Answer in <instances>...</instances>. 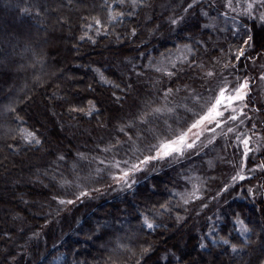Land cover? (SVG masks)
Returning a JSON list of instances; mask_svg holds the SVG:
<instances>
[{
	"label": "trees",
	"instance_id": "1",
	"mask_svg": "<svg viewBox=\"0 0 264 264\" xmlns=\"http://www.w3.org/2000/svg\"><path fill=\"white\" fill-rule=\"evenodd\" d=\"M1 2L5 4L6 9L0 6V56L6 52L9 59L3 63L4 66L0 64V107L20 96L32 97L28 100L30 107L25 108L24 104H20V107L24 108L26 113H30L34 120L44 124L40 131L46 143L38 152L29 150L13 153L5 147V141L0 139V160L3 153L9 162L20 163V172L26 170L24 173L28 177H30L28 173L39 166L45 174L44 177L49 180H43V188L40 183H37V186L39 189H49L47 186L48 182H52L51 177L55 169L53 161L58 151L68 154V159L60 165L66 172L72 166L77 150L87 153L90 158H104L99 154L96 145L103 146L101 141L108 139V132L111 130L97 129L96 120H89L86 117L79 123L75 121L77 128L74 129L78 131V134L72 136L70 140L65 139L66 144L58 143L59 146L56 149L51 147L49 145L51 141L47 139V136L57 143V133L52 127L58 125L62 133L72 131L67 126L61 128L59 114L52 115V111L55 110L52 108L53 105L58 113H64L65 110L58 106V101L54 103L49 97L56 92L59 95L83 99L84 96L89 95L86 89L93 83L95 75L93 69L102 68L110 78L119 82V80L128 79L133 64L139 66L147 63L143 57L159 58L160 53L173 50L174 45L182 43V40L178 38L177 32L170 30L168 17L182 0L178 4L170 5L165 3V0H148V7L139 10V15L135 18L126 19L123 25L114 28L113 34L107 37L90 34L96 39L95 44L89 40H80L81 33L77 19L90 13L95 14L94 8L99 0H73L71 9L66 6L67 0H23V4L21 0H0ZM29 3H43L48 11L38 19L19 14L18 6ZM60 15L70 17L71 26L57 24L56 19ZM199 16L194 12L187 23V28L197 39L208 41L209 44H224L226 48L230 44L234 47L239 42V38L233 37L230 31L217 32L203 29L202 26L207 23V20ZM3 17L10 19L11 24H4ZM133 27L137 30L135 37L129 34ZM220 27L224 25L221 23ZM262 29L264 30L256 25L250 33L252 48L249 51L253 55L264 48V32L262 35L257 33ZM116 34H121L119 41L116 39ZM180 35H187V33ZM104 49L109 53L111 60L104 59ZM67 61L72 62L70 64ZM250 62L251 60L246 62L247 71L249 75H254L256 71L250 66ZM116 64H120L119 68ZM37 79L40 81L39 84L36 83ZM148 79L145 76L142 83H136L138 91L131 93L132 98H139L150 89ZM132 80L136 81L134 75ZM73 86L78 91L71 93L70 87ZM93 86L97 90L92 95H95L96 99L101 101L102 108L106 109L103 112V119L107 121L110 116L123 114V112H116V106L112 105L109 98L111 93L106 90V86L98 84ZM132 98L126 101L124 111L127 110V105L132 103ZM254 103L257 104L255 100ZM258 114L263 116L264 109L262 108ZM66 118L65 112L63 123L67 125ZM205 151L208 154H202L203 159L198 158V162H192L191 169L181 172L178 167L175 170L170 167L164 170L165 168L159 162L156 164L157 169L152 171L157 174L137 183L131 190L100 202L94 199L93 203L79 207L80 209L73 215L65 218L67 232L58 233L60 228L57 231L51 230L48 236L49 244L44 241L47 239L46 233L39 234L36 238L32 236L25 254L16 253L18 245L23 238L27 237V232L30 234L36 222L39 223L48 216L43 213L42 208H36L35 217L29 212L18 217L16 210L23 207L22 198L14 197L13 193L9 192L7 196H12L11 198H15L16 201L6 199L5 203L0 204L6 207L4 209L7 211V217L11 218V225L7 221L0 222V236L4 237L0 240V246L7 254H14L17 261L15 264H133L132 253L136 252L142 244L144 246L150 244L155 250L147 264H193V257L200 259L201 264H260V261L264 260V201L255 203L245 195L244 186L250 184L248 181L242 182V187L234 190L230 196L233 200L228 204L231 208L226 210L225 214L218 211L211 213L207 218L195 216V213L201 211L198 207L199 201L196 204L184 205L179 202L178 195L173 196V193L190 191L193 184H199L207 179L211 172L209 161L214 165L220 163L221 154L217 144L214 147L209 146V149ZM261 151L262 153L259 152L257 156L259 163L264 160V149ZM217 155L219 158L214 161ZM107 157L110 160L109 154ZM93 161L91 164L85 162V167H90ZM200 171L203 172V178L192 177L191 182L185 186L187 178L198 172L201 174ZM100 178L99 184L104 188L108 181L104 180L102 175ZM14 180V175L6 176V187L12 188L11 182ZM258 183L257 179L251 180V184ZM35 195V199L45 201L49 207L51 206L48 195L34 189L27 190L26 196L30 200L33 201ZM165 201H171V212L157 217L155 229L142 228L141 219H138L139 213L144 211L145 207L152 208ZM26 209L30 210V207ZM258 209L262 214L261 220H258L259 216L256 215ZM24 210L25 208L22 209ZM233 213L238 214L252 229L248 234L249 242L244 244L238 252H233L220 242L222 236L229 237L233 242L244 239L235 231L237 226L232 223ZM56 218L58 221L59 218L57 216ZM59 226L63 227L61 224ZM94 230L95 236L91 233ZM74 231L76 232L73 234ZM7 240L9 243L6 246L3 242ZM89 240L93 244L90 245ZM183 242L184 247L181 252L179 249L177 252L172 250L177 244H183ZM201 243L205 245L204 248L200 247ZM162 249L168 250L169 254L159 252ZM184 249H189L191 254L183 255ZM202 255L207 259L204 260ZM221 255H224L225 259ZM4 258V256L0 257V263L4 261Z\"/></svg>",
	"mask_w": 264,
	"mask_h": 264
},
{
	"label": "snow or ice",
	"instance_id": "2",
	"mask_svg": "<svg viewBox=\"0 0 264 264\" xmlns=\"http://www.w3.org/2000/svg\"><path fill=\"white\" fill-rule=\"evenodd\" d=\"M66 6L71 9L73 0H67ZM148 6V0H99L94 8L95 14L77 19L81 33L79 38L95 44L97 41L90 34L107 37L113 34L114 28L123 25L126 19L135 18L139 10ZM178 8L168 17L170 30L177 32L178 38L182 40V43L174 45L173 50L160 53L159 58L143 57L147 63L139 66L133 64L128 79L119 82L110 78L102 68L93 69V83L87 86L89 95L83 99L56 92L49 97L54 103L59 102L58 106L65 110L69 122L79 123L87 117L89 120L95 119L98 127L111 129L108 139L101 141L103 146L96 145L104 158H90L87 153L77 150L71 171L75 172L78 167L83 170L85 162L91 164L92 160H96L98 164L104 165V169L95 170L97 174L107 170L114 184L122 190H130L138 182V174L154 170L157 163L203 159V155L208 154L205 150L223 139L225 147L237 148L233 155L242 162L233 164L232 173L217 185L214 194L209 193L211 199L227 203L225 193L242 187V182L246 180L251 184L253 179L260 182L248 187L245 195L253 198L264 195V160L248 167L251 158L264 149V121L258 123L255 120L256 113L262 108L254 103V86L264 84V63L260 64L256 75L248 74L246 63L249 60L253 63L264 61V48L255 55L249 51L252 48L250 33L253 28L256 25L264 28V0H182ZM197 9L200 10L199 15L209 21L203 24V29L230 31L233 37L239 38V42L234 47L230 44L226 48L224 44H209L208 41L197 39L187 28L189 17ZM17 10L21 15L37 19L48 11L43 3L24 4L18 6ZM213 12L215 15H212ZM56 23L71 26L72 21L70 17L60 15ZM221 23L224 27H220ZM185 32L187 35H180ZM129 34L137 36L136 28L133 27ZM116 39L119 41L121 34H116ZM8 59L5 52L0 56V64ZM133 75L136 77L135 82L132 80ZM145 76L149 78L150 89L139 98H132L131 93L138 91L136 83H142ZM36 83H40L39 79ZM94 84L106 86V90L111 93L109 98L112 105L116 106L117 113L123 112L122 115L110 116L107 121L103 119L106 109L92 95L97 90ZM130 98L132 103L124 111L125 103ZM31 99L20 96L0 107V139L13 153L29 150L38 152L45 146L46 140L40 131L44 124L34 120L30 113L20 107V104H24L25 108L30 107L28 100ZM250 112L252 115H249ZM52 115L56 116L57 113L53 110ZM59 115L63 129L64 113ZM107 154H112L111 160ZM117 156L120 158L117 159ZM67 159L68 154L58 151L53 161L56 167L51 181L57 190L52 200L58 206L82 202L92 192L99 191L89 188L78 176L71 179L62 172L57 174V162ZM215 168L216 165L209 161V169L214 171ZM91 175L90 172L85 179H90ZM209 179L215 180L216 177L210 176ZM190 182L191 177H188L185 186ZM203 183L193 184L190 191L173 193V196L178 195L179 202L184 205L199 201L198 207L206 209L208 203L199 194ZM171 210V201H165L152 208L145 207L138 219H141L142 228L153 230L157 227V217ZM232 215V223L237 226L235 231L244 239L233 242L229 237L222 236L220 242L233 252H238L249 242L248 234L252 229L238 214ZM200 247L204 248L205 245L201 243ZM154 251L152 245L142 244L132 253L133 264H147ZM260 264H264V260Z\"/></svg>",
	"mask_w": 264,
	"mask_h": 264
},
{
	"label": "rangeland",
	"instance_id": "3",
	"mask_svg": "<svg viewBox=\"0 0 264 264\" xmlns=\"http://www.w3.org/2000/svg\"><path fill=\"white\" fill-rule=\"evenodd\" d=\"M180 1L181 0H165V3H167L168 5H170V4H178V3H180ZM0 6H2L3 9H6L4 3L1 2ZM206 6L207 5L205 4V7ZM178 10H179L178 7L174 8V10L172 11V14H173L174 11H178ZM199 11L200 10L197 9L195 11V13L199 15ZM214 14L215 13L213 12V15ZM199 17H201V16H199ZM3 18H4L3 19L4 24H6V23L7 24H11L12 21L10 19H8L6 17H3ZM208 22L209 21H207V23ZM23 28L27 29L26 26H23ZM263 32H264V30L262 29L261 31H258L257 33H259V34L261 33V35H262ZM62 43H64V42H62ZM103 53H104L103 57H104L105 60H111L110 55H108L109 53H107L105 49H104ZM74 59H76V58H74ZM67 62L70 63L72 61H67ZM74 63H75V61H74ZM261 63H264V61H259L258 63H253L251 61L249 63L250 66L253 67L254 70L256 71V73H254V75L257 74V71H258ZM2 66H4V64ZM64 66H66V65H64ZM116 66H118V68H119L120 64H116ZM66 72H67V70H66ZM76 79H80V77H76ZM70 90H71L70 91L71 93H74V91H78V89L75 88V86L70 87ZM254 100L256 101L258 106H260V107H262L264 109V84H261L259 86H254ZM50 102H52V101H50ZM50 102H48V103L50 104ZM50 105H52V103ZM47 106H49V105H47ZM52 108L55 109L54 111L57 113V116H58V114H61V113L57 112V109H56L55 105H53ZM64 114H65V112H64ZM249 115H252V113L250 112ZM66 120H67V118H66ZM255 120L258 123L261 122V121H264V115L262 116L261 114L256 113ZM63 124L65 125V128H66V126L71 128L72 132L67 133L65 131V133L64 132L62 133L60 131L58 125H55V127H52V129H55V131L57 133L56 134L57 138L55 137L57 139L56 140L57 143H55V141L52 138H49V136H47L48 137L47 139H50V141H51V143H49V145L51 147H54L55 149H56L57 146H59L58 143L59 144H61V143L66 144V140H70L72 138V136H75L76 134H78V131L74 129V128H77L76 124H75V121H72V122L68 121L67 125L65 123H63ZM95 126H96L97 129L100 128L97 125V121L95 123ZM106 140H107V138L104 139V141H106ZM217 146H218L219 152L221 154V161H220V163L215 164L216 165L215 170L214 171L211 170L210 175L207 177V179L202 180L205 183H203V185L201 186L200 193H199L200 195H202L204 197L205 201L208 203V208L201 209L200 214L197 215V213H195V216H203V217L207 218L211 213H215V212H218V211H222L225 214L226 210L231 208V206H228V204L233 200V199L230 198V196H232L234 191H232L231 193H225L224 194L225 198L227 200V203H225L224 201H213L211 199V195H209V193L214 194L215 190L217 188V185H219L222 180L227 178L232 173L233 164H239L242 161L239 159L238 156H234L233 155L234 151H237V148L235 146L225 147V141L223 139L219 140V143L217 144ZM261 153H262V151L260 152V154ZM1 154L2 155H1V160H0V163H1L0 164V176H1L0 177V204L5 203L6 199L15 200L16 201L15 198L14 199L11 198L12 196H7V195H9L8 193L11 192V193H13L14 197H18L19 199L22 198L21 202H22V206L23 207L22 208H18V210H16V213H17L18 217H21L22 214H26V212H29L30 214H32V216L35 217L36 216L35 215V209L36 208H39V209L42 208L43 209V213H45L48 216V217H45L44 220L39 219V220H41V222H39V223H37L34 220L36 222V226L32 228L30 234H29V232H27L28 233L27 237L23 238V241L18 245L17 252H16L17 254L18 253L25 254V250L28 248V246H29V244L31 242L30 238L32 236H34L36 238L37 235H39V234L43 235V234L46 233V238L47 239L44 240V241L47 244H49L50 241L48 240V236L50 235L51 230H53V231L56 230L57 231L60 228L61 232L58 230V233L67 232V230H66L67 228L66 227H68V226L65 225V218L66 217H70L71 215H73V213L76 210L80 209L79 207L84 206L85 204L93 203L94 199L98 200L100 202V201H103V200H107L108 198H110V197H112L114 195L125 193V192L129 191V189H123L122 190L119 185L114 184L111 181L107 170H102L100 173L97 174L95 170L97 168L104 169V165L98 164L96 160L93 161V164L90 167L89 166H86V167L84 166L83 170H81L79 168L75 172L71 171V167L68 168L69 171L66 172L64 170L63 166L60 167L62 162H57V163H59V167H60L59 169H57V173L62 172V173H64L66 176H68L71 179H76V177L78 176L80 178V181H82L83 183L87 184L89 188H97V189H99L98 192H92L89 197L84 198L82 202H76L73 205H67V206L61 205V206H58L56 204V202L52 200V196H53L54 192L57 190L56 188H54L52 186V182H48L49 185L47 186V188H49V189H42L43 188V184H42L43 180L44 181H48L49 178L44 177L45 174L43 173V171L41 169H39V166L34 167V169H33L34 171L33 172H29L28 175L30 177H28L24 173V172H26V170H24L22 173L20 172V168H19L20 167L19 166L20 163H18L16 161L11 163V162H9V159L7 158V156L3 155V153H1ZM258 154L259 153H256L251 158V160L248 162V167H252L253 164L259 163L258 160H257ZM121 155H123V153H121ZM109 157H110V160H111L112 159V154H109ZM116 158L119 159L120 157L117 156ZM218 158H219V156L217 155L214 158V161L217 160ZM197 159L198 158H191V159L181 160L180 162L172 161V162H169V163L161 162V165H163V167L165 168L164 170L169 169L170 167H172V169L175 170L178 167L181 170V172H182V171H184L186 169H191L192 162H198ZM3 161L5 163H2ZM54 166L56 167L55 164H54ZM155 169H157L156 165H155ZM154 170H147V171H145L142 174H138V176H137L138 182L137 183H139L141 181H144L146 178H148L151 175L157 174V173H152V171H154ZM164 170H162V171H164ZM90 172L92 174L91 178L90 179H85V177H87ZM200 172H201V174H198L199 173L198 172V173H196V175H191V178L192 177L193 178H203V172L202 171H200ZM9 175L10 176L11 175L15 176V180L11 182L12 188H10L9 186L6 187L7 183H6L5 179H6V176H9ZM100 175H102V178L104 180L108 181L107 185L104 188H102V186L99 184V181L101 179ZM210 176L211 177H216V179L215 180H210L209 179ZM37 183L42 184V188L39 189L38 186H37ZM251 185H254V184H246L244 186L245 189H246V192H247L248 187H250ZM28 189H34L36 191H39L40 193H44L45 195H48L47 197L51 199V206L49 207L46 204L45 201H38L37 199H35L36 195L33 196V201L30 200L26 196V193H27ZM248 197L250 198L251 201H253L255 203H259L260 201H264V195H257L255 198H253L251 196H248ZM28 207H30V210L26 209ZM58 207H59V211H57ZM4 208H6V207L5 206H0V222L3 223V222L7 221L11 225V218L7 217V211ZM23 208H25L24 211H22ZM256 215L259 216L258 220H261L262 214H261L259 209H258V212H257ZM56 216L59 218L58 221H57ZM34 219H36V218H34ZM58 222L63 227L59 226ZM75 232L76 231H74L73 234ZM91 233L94 236L96 234L95 230H94V232H91ZM1 238H4V237L0 236V240H1ZM3 243L7 246L9 242L7 240V241H5ZM89 243H90V245L93 244V242L90 241V240H89ZM176 247H174L172 250L174 252H177V249H179L180 252H181L182 248L184 247V242H183V244L182 243L177 244ZM159 252L169 254V251L166 250V249H162ZM182 254L183 255L184 254L190 255L191 252H190L189 249H184V252H182ZM1 256H4L5 258H4V261L1 262L0 264H15L17 262L16 258L14 257V254H7L5 249L0 246V257ZM192 256H190V257H192ZM221 256L223 257V259H225L224 255H221ZM202 257L204 258V260L207 259V257L204 256V255H202ZM192 260H193L192 261L193 264H199L200 263V261H199L200 259L197 260L196 258L194 259V257H193ZM219 261L222 262L221 259H219Z\"/></svg>",
	"mask_w": 264,
	"mask_h": 264
}]
</instances>
